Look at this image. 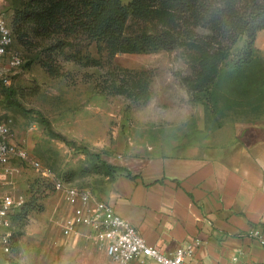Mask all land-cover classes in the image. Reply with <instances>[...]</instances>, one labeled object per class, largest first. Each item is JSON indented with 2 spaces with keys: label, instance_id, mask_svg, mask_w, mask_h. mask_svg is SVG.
I'll use <instances>...</instances> for the list:
<instances>
[{
  "label": "rangeland",
  "instance_id": "rangeland-1",
  "mask_svg": "<svg viewBox=\"0 0 264 264\" xmlns=\"http://www.w3.org/2000/svg\"><path fill=\"white\" fill-rule=\"evenodd\" d=\"M27 1L0 0V14L6 15L12 26L16 10ZM44 44L41 41L38 47H28L15 41L13 50L23 62L8 70L11 84L0 82V112L12 117L15 140L67 182L90 187L97 195L101 194L105 184L118 174L99 171L98 157L118 163L125 155L148 154L154 137L161 131L167 133L177 119L189 118L197 112L195 105L200 102L191 101L181 81L192 72L182 48L118 53L113 57L116 66L147 71L154 95L149 101L140 102L99 91L96 82L107 70L106 64L81 66L66 61L64 75L59 77L51 76L38 60L29 65L31 58L39 56ZM80 49L86 57L105 61L106 51L95 42H84ZM69 51L74 52L75 48ZM260 57L240 78L223 74L214 97L215 105L208 112L209 127L226 123L239 127L241 143L264 135V100L257 101V97L262 98L257 91L264 94V58ZM39 179L34 169L19 164L9 181L0 183V197L5 193L31 197L26 202L28 210L14 219L18 245L13 261L115 264L95 241L84 236H63L61 223L70 207L60 192L43 195L38 190L42 195L39 200L35 194Z\"/></svg>",
  "mask_w": 264,
  "mask_h": 264
},
{
  "label": "trees",
  "instance_id": "trees-1",
  "mask_svg": "<svg viewBox=\"0 0 264 264\" xmlns=\"http://www.w3.org/2000/svg\"><path fill=\"white\" fill-rule=\"evenodd\" d=\"M12 28L17 42L25 46L45 42L29 65L38 60L51 76L59 77L64 75L66 61L81 66L106 64L107 70L96 82L99 91L140 102L154 95L150 76L144 69L114 65L113 57L182 48L192 72L181 81L191 101L204 104L208 122L223 74L240 78L261 58L255 40L264 29V0H28L16 10ZM84 42L104 49L105 61L83 55ZM257 92L262 97L256 96L257 101L264 100V94ZM98 159L99 171L132 176L127 167ZM28 208L25 203L14 219ZM13 238L7 264H17L12 259L18 245L15 232Z\"/></svg>",
  "mask_w": 264,
  "mask_h": 264
},
{
  "label": "crops",
  "instance_id": "crops-1",
  "mask_svg": "<svg viewBox=\"0 0 264 264\" xmlns=\"http://www.w3.org/2000/svg\"><path fill=\"white\" fill-rule=\"evenodd\" d=\"M255 45L264 58V29ZM195 109L154 137L150 153L112 163L132 176H116L98 196L165 252L201 239L187 264H264L251 232L264 237V135L241 143L239 127H209L203 104Z\"/></svg>",
  "mask_w": 264,
  "mask_h": 264
},
{
  "label": "built area",
  "instance_id": "built-area-1",
  "mask_svg": "<svg viewBox=\"0 0 264 264\" xmlns=\"http://www.w3.org/2000/svg\"><path fill=\"white\" fill-rule=\"evenodd\" d=\"M15 41L8 17L0 14V82L3 84H11L8 70L23 62L22 57L13 50ZM19 164L27 165L38 173L40 179L35 194L39 200L41 193L45 195L49 191L64 194L70 212L61 223L63 236H84L95 241L115 264H131L133 261L138 264H187L195 248L202 242L196 238L171 252L149 244L137 227L119 214L112 203L100 198L90 187L65 181L53 168L16 141L12 117L0 112V183L9 181ZM29 198L10 193L0 197V264H7L12 255L14 215ZM251 232L259 236L264 244L260 228H254Z\"/></svg>",
  "mask_w": 264,
  "mask_h": 264
}]
</instances>
